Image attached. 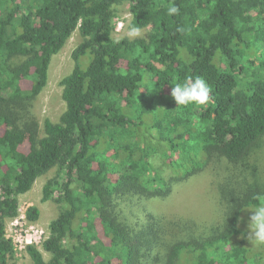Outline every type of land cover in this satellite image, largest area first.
<instances>
[{"label":"trees","instance_id":"obj_1","mask_svg":"<svg viewBox=\"0 0 264 264\" xmlns=\"http://www.w3.org/2000/svg\"><path fill=\"white\" fill-rule=\"evenodd\" d=\"M125 3L129 24L149 28L145 39L113 38ZM171 3L178 15L167 14ZM75 31L82 42L59 83L65 110L40 124L33 104ZM187 77L206 80V105L177 107L171 87ZM261 136L264 0H0V264L14 255L5 221L18 216V197L53 169L41 197L61 206L41 244L49 260L28 245L30 264H264L243 222L264 189L219 178L216 222L135 221L122 209L167 198L215 156L240 162ZM156 160L174 175L165 179ZM38 215L25 212L29 222Z\"/></svg>","mask_w":264,"mask_h":264},{"label":"rangeland","instance_id":"obj_2","mask_svg":"<svg viewBox=\"0 0 264 264\" xmlns=\"http://www.w3.org/2000/svg\"><path fill=\"white\" fill-rule=\"evenodd\" d=\"M129 7V4L125 3L116 8L112 20L113 38L145 39L149 28L142 29V35L138 38L130 39L126 35L127 25L131 20ZM81 42V37L75 31L61 51L51 58L47 85L33 104V112L40 124L45 119L56 123L64 112L65 104L61 98L62 87L59 83L72 71L74 63L70 55ZM155 166L165 179L174 175L161 161L156 160ZM55 172L56 170L53 169L36 179L30 191L18 197V216L5 221L6 237L12 241L14 246V255L7 264H30L25 251L28 245L39 249L43 258L46 261L49 260L48 254L42 251L41 244L48 237V225L57 216L61 206L54 200L42 202L41 197L43 185L54 177ZM224 177L231 178L240 188L264 189V136L254 143L240 162L232 164L222 157L215 156L205 171L177 184L167 198L151 201L131 198L122 205V209L127 217H132L135 221H144L147 213H175L179 216L197 219V221L216 222L220 216L216 184L219 178ZM30 207H36L39 210L35 222H29L25 217V212ZM250 215L251 213L244 214L243 222L246 225H248Z\"/></svg>","mask_w":264,"mask_h":264},{"label":"clouds","instance_id":"obj_3","mask_svg":"<svg viewBox=\"0 0 264 264\" xmlns=\"http://www.w3.org/2000/svg\"><path fill=\"white\" fill-rule=\"evenodd\" d=\"M179 12V7L174 3L167 8L169 16L178 15ZM179 31L183 32L184 29H179ZM126 35L130 39L138 38L142 35V29L140 26L129 24ZM210 91V86L204 78L187 77L183 82H176L171 87L170 95L177 107H186L190 104L203 106L210 100ZM250 213L246 238L253 248L264 246V204L256 206Z\"/></svg>","mask_w":264,"mask_h":264}]
</instances>
